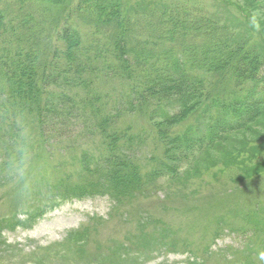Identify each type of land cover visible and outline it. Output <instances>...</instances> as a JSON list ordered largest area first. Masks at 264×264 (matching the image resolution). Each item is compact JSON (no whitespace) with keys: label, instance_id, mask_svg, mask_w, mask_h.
<instances>
[{"label":"rangeland","instance_id":"1","mask_svg":"<svg viewBox=\"0 0 264 264\" xmlns=\"http://www.w3.org/2000/svg\"><path fill=\"white\" fill-rule=\"evenodd\" d=\"M115 1L126 12L157 3L196 10L220 29L237 32L264 58V0ZM76 2H52L43 20L52 23ZM102 80L99 75L93 88L113 108L116 92L124 87L116 78ZM85 98L80 94L81 108ZM170 108V115L178 110ZM259 113L243 127L232 123L214 144L203 139L190 153L173 156L171 151L168 157H163L165 146L155 126L163 124L161 119L151 121L137 111L119 116L118 127L132 133L123 143L129 161L143 179L142 189L129 188L120 196L99 185L80 193L98 179L89 170L96 168L104 145L84 117L73 111L60 117L57 138L43 146L35 138L20 167L2 170L0 264H264V103ZM189 119L169 133L184 129ZM194 126L207 134L205 122ZM162 162L175 172L160 168Z\"/></svg>","mask_w":264,"mask_h":264},{"label":"trees","instance_id":"2","mask_svg":"<svg viewBox=\"0 0 264 264\" xmlns=\"http://www.w3.org/2000/svg\"><path fill=\"white\" fill-rule=\"evenodd\" d=\"M52 2L0 0V175L24 163L35 138L42 146L57 138L58 119L71 111L84 117L104 145L96 168L89 170L98 179L80 193L99 185L114 195L142 189L143 182L123 145L132 133L118 127L119 116L137 111L151 121L161 119L155 126L163 157L190 153L203 139L214 144L232 123L243 127L259 117L262 50L227 27L220 29L210 16L184 12L179 5L141 4L126 12L115 0H77L47 23L43 16ZM99 75L124 87L113 88V108L93 88ZM80 94L86 96L82 108ZM170 106L178 108L171 115ZM201 122L209 125L205 135L194 126ZM88 167L83 165L84 173Z\"/></svg>","mask_w":264,"mask_h":264},{"label":"clouds","instance_id":"3","mask_svg":"<svg viewBox=\"0 0 264 264\" xmlns=\"http://www.w3.org/2000/svg\"><path fill=\"white\" fill-rule=\"evenodd\" d=\"M260 259H261V260H264V253H261V254H260Z\"/></svg>","mask_w":264,"mask_h":264}]
</instances>
